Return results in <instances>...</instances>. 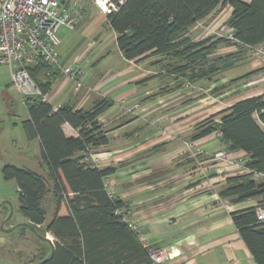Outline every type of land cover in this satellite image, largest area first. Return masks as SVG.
<instances>
[{"label":"trees","instance_id":"obj_1","mask_svg":"<svg viewBox=\"0 0 264 264\" xmlns=\"http://www.w3.org/2000/svg\"><path fill=\"white\" fill-rule=\"evenodd\" d=\"M226 6H230L231 13L225 25L233 39L208 36L196 41L189 36L192 27ZM107 18L126 60L139 63L161 56L165 74L176 76L175 79L211 80L236 66L237 57L244 50L264 43V0H127ZM230 42L244 50L217 57L218 47ZM41 71L42 67L35 68L31 75L46 93L50 80L41 83L37 78ZM24 102L27 119L21 126L29 141L38 139L46 172L41 175L5 165L2 178L15 181L22 216L39 235L45 237L49 233L54 239L53 256L44 264H152L138 235L116 214L124 204L116 196L111 198L105 189V178L114 170L99 169L85 161L92 149L108 144L98 119L113 102L103 98L88 110L67 103L54 110L48 102L33 97ZM64 124L77 130L78 136H65ZM263 127L264 95L241 99L195 126L192 140L219 131L227 151L240 150L248 156L245 173L228 177L220 197L235 204L255 199L258 205H264ZM256 175L263 182H257ZM50 189L56 198L55 213L39 229L46 220L42 201ZM64 202L67 215L60 216ZM255 208L233 212L231 216L256 264H264V223L257 222Z\"/></svg>","mask_w":264,"mask_h":264},{"label":"crops","instance_id":"obj_2","mask_svg":"<svg viewBox=\"0 0 264 264\" xmlns=\"http://www.w3.org/2000/svg\"><path fill=\"white\" fill-rule=\"evenodd\" d=\"M59 1L60 8L65 11L72 0ZM241 1L250 3L251 0ZM230 13V6L218 9L192 27L189 36L196 41L208 37L203 26L211 19L209 29L222 25L221 28H227L228 35L231 34V30L225 25ZM92 20H96L97 25L112 30L107 16L99 14L93 6L85 9L72 29L81 23L90 24ZM112 32L116 45V33ZM232 43L234 42L220 45L216 56L223 58L237 53L239 49ZM94 44L96 42L93 40L87 42L75 59L65 60L60 56L62 65L67 67L75 60L81 63L92 52L90 47ZM118 52L121 67H110V71L105 73L98 72L95 62L107 59L108 56L91 58L93 60L90 65L94 64L91 71L87 72L79 65L83 70L79 75V88L62 72H57L50 79V85L44 93L54 110L66 103L73 104L76 109L88 110L103 98L113 102L112 107L98 119L102 130L106 132L108 144L92 149L85 161L99 169L114 170L105 179L113 183L115 196L124 204L128 218L140 227L142 239L152 248L167 251L169 258L163 264H256L241 239L231 214L255 207L258 201L249 199L235 204L219 196L228 177L241 175L245 171L212 158L214 153L225 148L219 138L212 134L197 140H192L191 137L199 122L241 99L264 93L249 95L243 92L244 96L232 101L224 99L229 93L241 94L240 91L252 83L246 79L237 80L243 75L230 74L236 70L237 65L213 76L212 81L201 79L191 82L187 77L175 79L176 76L165 74V61L161 56L136 63L126 60L119 49ZM237 58L236 64H240L244 55ZM7 73L9 76L8 70ZM37 78L41 83L47 82L43 71L39 72ZM232 80L236 81L231 82ZM69 83H73V88L68 96L55 105L52 104L53 100L66 91ZM153 83L157 87L151 92ZM56 84L57 89L49 96ZM167 89L170 91H164ZM13 92L19 97L14 89ZM9 100L12 102V99ZM21 101L25 106L24 99ZM62 130L67 137L78 136L77 130L68 124H64ZM33 141L38 143L41 154L38 139ZM239 157L248 159L244 151H227V159ZM39 165L42 173L38 174L45 175L46 168L42 160ZM254 179L263 182L261 176L256 175ZM47 197L52 199L50 204L53 201V218L56 198L52 189L42 201L45 211L49 207L45 201ZM59 215H67L65 202L61 204ZM48 222L46 216L44 225L38 228L43 229ZM25 223L29 224L27 220ZM45 237L54 244L49 233ZM42 250L45 251L44 248ZM46 256L48 255L44 253L38 262Z\"/></svg>","mask_w":264,"mask_h":264},{"label":"rangeland","instance_id":"obj_3","mask_svg":"<svg viewBox=\"0 0 264 264\" xmlns=\"http://www.w3.org/2000/svg\"><path fill=\"white\" fill-rule=\"evenodd\" d=\"M211 21L203 26L205 27L203 30H207V36L229 37L230 34L228 35L227 28H221L222 25L209 29L211 26L209 24L212 23ZM96 23V20H92L90 24L81 23L75 29L61 26L57 31V36L60 39L58 52L65 60L75 59L76 56L81 54L87 42L93 40L96 44L92 47L89 46L92 52H89L81 63L80 61H75L78 62L80 68L84 67L83 69L89 72L94 67V64L91 66L90 63L95 57L108 56L107 59H103L102 61L98 58L99 60L97 59L98 61L95 62L98 72L105 73L110 71L108 69L110 67H121V62L118 57L119 52L115 45L112 30L108 27L104 28L101 25H97ZM236 47L239 50L243 49L237 45ZM101 50L104 51L101 53ZM242 54L244 55L243 61L241 60V63L237 64L236 70L230 74H240L239 76H241L251 73L246 80L252 83L242 89L240 91L241 94L236 92L226 95L224 99H229V101L244 96V93H248L249 95L264 93V63H262L258 47L248 49V51L244 50ZM168 78L171 79L170 77ZM190 81L194 82V79ZM205 81L212 80L205 79ZM57 84L53 86L49 96L57 89ZM155 87L157 86L154 85L151 92ZM72 88L73 83H69L66 91L60 97L53 100L52 104L55 105L57 102L66 98ZM8 97L12 99V102ZM26 118L27 113L23 102L15 95L13 89L9 87L7 69L0 66V264H36L40 260L39 257H42L44 253L49 255L50 251L47 242L31 233L28 229H23L24 227L20 226L21 224H25L26 219L18 210L16 183L14 180L5 181L2 178V168L5 165H13L18 168L30 169L37 173H42L39 165L41 157L38 143L36 141H29L21 126L22 121ZM50 199V197H47L45 200L46 205H49L46 208L47 221H50L54 211L53 201L50 204ZM10 206L12 216L9 218ZM2 225L7 226V229H15L9 233H5L1 230Z\"/></svg>","mask_w":264,"mask_h":264},{"label":"built area","instance_id":"obj_4","mask_svg":"<svg viewBox=\"0 0 264 264\" xmlns=\"http://www.w3.org/2000/svg\"><path fill=\"white\" fill-rule=\"evenodd\" d=\"M126 1L72 0L70 6L62 11L59 0H0V66L7 68L11 87L18 96L21 99L33 97L48 102V98L31 75V71L38 67L43 68L46 79L50 80L57 72H62L79 88V75L83 70L79 68L77 61L67 67L62 65L58 52V29L61 26L74 28L85 9L91 6L99 14L108 16L117 13ZM229 38L233 39L231 34ZM258 49L264 63V46L259 45ZM212 136L220 139L221 133L215 131ZM212 158L246 171V160L243 157L227 159L226 147L214 153ZM104 186L108 195L114 198L113 183L105 179ZM116 214L138 235L152 264H163L169 258L165 249L152 248L142 239L140 227L128 218L123 206L116 210ZM255 214L257 222L264 223V205H257Z\"/></svg>","mask_w":264,"mask_h":264},{"label":"water","instance_id":"obj_5","mask_svg":"<svg viewBox=\"0 0 264 264\" xmlns=\"http://www.w3.org/2000/svg\"><path fill=\"white\" fill-rule=\"evenodd\" d=\"M11 216H12V209H11V206H10L9 218ZM9 218H7V220H9ZM20 226L28 229L30 232H32L33 234L38 236L40 239H42L45 242L49 243V245H50V254L45 259H43L41 262H39L37 264H44L45 262L49 261L51 259V257L53 256V253H54V244L51 242V240L48 237H42L41 235H39L30 224L25 223V224H21ZM14 229L15 228L5 229L4 225H2V227H1V230L3 232H5V233H9V232L13 231Z\"/></svg>","mask_w":264,"mask_h":264}]
</instances>
